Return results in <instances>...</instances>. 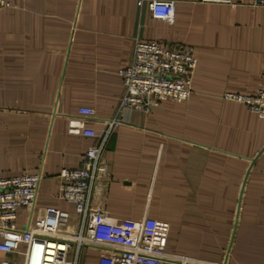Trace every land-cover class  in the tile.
Here are the masks:
<instances>
[{"label": "crops", "instance_id": "crops-1", "mask_svg": "<svg viewBox=\"0 0 264 264\" xmlns=\"http://www.w3.org/2000/svg\"><path fill=\"white\" fill-rule=\"evenodd\" d=\"M8 1L0 9V177L41 172L36 212L74 214L59 198L58 175L78 168L95 140L70 124L102 130L118 117L104 154L109 175L96 182L93 203L117 219L167 224L171 253L264 264V119L223 99L264 88V7L174 0L170 23L139 0ZM136 38L195 54L188 101L120 109L119 70ZM82 252L80 264H99V249Z\"/></svg>", "mask_w": 264, "mask_h": 264}, {"label": "built area", "instance_id": "built-area-1", "mask_svg": "<svg viewBox=\"0 0 264 264\" xmlns=\"http://www.w3.org/2000/svg\"><path fill=\"white\" fill-rule=\"evenodd\" d=\"M253 5L264 7V0H253ZM9 6L8 0H0V9ZM138 6L146 7L155 20L172 23L175 19L174 0H139ZM196 67L197 58L190 49L136 38L131 62L119 70L124 88L120 109L147 112L169 99L188 101ZM223 99L244 103L264 119V88L254 95L227 92ZM79 113L94 117L96 111L82 108ZM120 124L118 117L102 130L70 124L72 133L95 140L78 168L62 169L58 175L59 198L74 206V214L53 207L36 212L41 172L0 177V252L7 255L0 264H80L85 247L99 249V264H214L167 251V224L148 216L117 219L93 203L96 182L109 175L104 154ZM19 210L28 213L23 223Z\"/></svg>", "mask_w": 264, "mask_h": 264}]
</instances>
